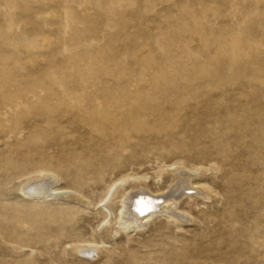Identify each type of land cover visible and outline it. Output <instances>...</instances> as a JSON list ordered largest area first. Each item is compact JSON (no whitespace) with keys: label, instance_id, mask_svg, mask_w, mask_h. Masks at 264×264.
<instances>
[{"label":"rangeland","instance_id":"rangeland-1","mask_svg":"<svg viewBox=\"0 0 264 264\" xmlns=\"http://www.w3.org/2000/svg\"><path fill=\"white\" fill-rule=\"evenodd\" d=\"M0 264H264V0H0Z\"/></svg>","mask_w":264,"mask_h":264},{"label":"bare ground","instance_id":"bare-ground-1","mask_svg":"<svg viewBox=\"0 0 264 264\" xmlns=\"http://www.w3.org/2000/svg\"><path fill=\"white\" fill-rule=\"evenodd\" d=\"M192 174L189 172L187 173V171L185 172L181 171L178 172L177 174H173L174 175L172 176L173 179L171 181V184L169 185V188L171 190L170 194L164 195V198L163 197L158 198L159 196L156 197L154 195L152 196V194L149 193L150 189L148 190L147 185L145 183H142L141 181H138V183L133 188L134 190L130 192L126 191L128 190L127 188L121 187L120 190L117 191V195H118L117 198L119 200V204H121L120 207L122 210L120 215L121 223L120 222L118 223L124 225L125 228L135 229L140 226L141 224L139 223L140 220L156 214L157 212H159V210L162 211L163 207H165L164 204H170L171 206L175 205L176 201L180 200L184 195H186V192L180 191L181 188L185 186L187 187L194 186L195 189L197 188L200 191L201 190L203 191L204 188L200 189V187H198L196 184L194 185V180H193L194 174L193 175ZM58 183H59V177L50 171H46V172H40L32 177L27 178L25 181H23V183L20 185L19 188L24 193V195H27L29 197H34L35 199H44L47 198L48 196L50 197L62 196V194L65 193L64 191H60L57 189ZM121 183H123L122 180L113 183L110 187H108L109 190L108 192H106V197L105 200L103 201L105 205L110 192H112L114 189L120 186ZM191 189L186 188L185 191ZM175 210H170L171 216L179 217L178 215L179 213H177ZM180 216L182 215L180 214ZM92 251L93 250H91V252ZM89 254L90 252L87 255Z\"/></svg>","mask_w":264,"mask_h":264}]
</instances>
